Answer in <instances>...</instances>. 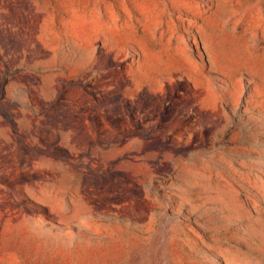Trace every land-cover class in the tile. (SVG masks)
<instances>
[{
  "label": "rangeland",
  "instance_id": "374dc122",
  "mask_svg": "<svg viewBox=\"0 0 264 264\" xmlns=\"http://www.w3.org/2000/svg\"><path fill=\"white\" fill-rule=\"evenodd\" d=\"M0 264H264V0H0Z\"/></svg>",
  "mask_w": 264,
  "mask_h": 264
}]
</instances>
